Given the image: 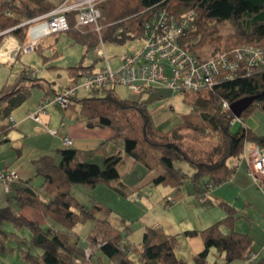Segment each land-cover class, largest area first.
Returning <instances> with one entry per match:
<instances>
[{"label": "trees", "instance_id": "trees-1", "mask_svg": "<svg viewBox=\"0 0 264 264\" xmlns=\"http://www.w3.org/2000/svg\"><path fill=\"white\" fill-rule=\"evenodd\" d=\"M97 6L99 17L86 24L76 25L75 12L67 13L69 26L64 32L85 49L139 36L145 23L160 10L178 18L189 9L193 14L186 17L180 36L198 57L245 43L264 46V0H99ZM50 7L44 0H0V46L7 34L23 42L27 27L24 22L53 6ZM227 21L233 29L223 33L221 28ZM38 43L35 49L44 60L56 53L48 56L43 52L46 46ZM87 67H93V63L66 66L69 80L76 77L79 68ZM46 83L50 85L51 81L22 68L13 81L0 86V141L8 140L6 134L15 126L9 119L12 110L29 97L33 87L43 88ZM114 89H94V93L85 96L75 94L66 109L74 111L76 118L88 126L109 127L121 139V149L108 152L101 142L92 148H56L54 154L44 153L33 159V176L14 190L16 208L0 206L1 253L16 252L27 264H86L85 249L91 244L97 264H185L175 253L179 233L165 234L160 224L154 222L144 225L140 242H124L121 232L108 228L111 207L97 201L85 206L71 188L76 184L93 188L105 182L125 195L117 165L130 156L148 171L155 170V166L162 168L150 182L172 188L181 184L185 175L181 162L186 163L192 169L189 177L199 195L233 176L234 162L241 158L246 143L264 145V134L250 127H243L238 134L232 132L234 114L230 107L223 106V102L230 106L242 97L257 95L238 117L242 122L248 112L264 110V67L253 69L241 64L234 76L216 78L211 87L177 91L189 107L187 117L197 118L166 127L164 122H155L147 101L121 97ZM95 155H100L101 164L92 161ZM33 177L40 180L38 184L31 183ZM258 183L264 186V181ZM217 203L224 211L223 217L202 228L181 232L202 239L203 247L193 254V264H204L210 248L216 252L211 264H264V245L260 251H254L252 236L234 228V221L242 215L239 210L224 200ZM28 208L39 211L48 220L41 223L40 219L29 218L22 212ZM87 220L92 221L85 236L89 245L82 243L76 228ZM5 222L12 228L5 229ZM253 253L256 256L252 258Z\"/></svg>", "mask_w": 264, "mask_h": 264}, {"label": "rangeland", "instance_id": "rangeland-1", "mask_svg": "<svg viewBox=\"0 0 264 264\" xmlns=\"http://www.w3.org/2000/svg\"><path fill=\"white\" fill-rule=\"evenodd\" d=\"M60 1L44 0V4L55 7ZM232 29V24L227 21L222 26L221 32L225 33ZM56 35L57 40L54 42V47L58 53L44 60L40 51L35 48L26 52L20 51L16 58V63L7 68L4 67L8 73L11 71L9 81H13L18 71L22 68L28 71L34 69L40 77L44 76L43 78L50 80L52 86L60 87L61 85L68 84L66 66L78 63L82 65L93 63L92 68H97L104 64V58L96 57L95 48L101 46L100 44L90 49H85L83 45L73 43L64 31L51 33L43 37L41 42L47 44V41L53 40ZM142 42L140 36H136L122 43L105 42L102 46L109 58L110 65L115 68L119 65L122 54L138 52L142 46ZM47 55L49 56L50 54ZM43 90H47V93L44 94ZM114 91L121 97H139L141 100L147 101L148 106L152 109L154 119L162 123L164 122L162 125L165 127L183 119L197 118L195 115L187 117L186 113L189 111V107L183 102L182 94L166 86H157L152 91L140 95L133 93L130 89L121 85L116 86ZM55 92L56 90L53 91L47 83L44 84V88L33 87L31 94L25 102L29 104L35 102L38 94L53 98ZM91 93H94L93 90L79 89L77 91L78 96H85ZM53 106L54 110L65 111L56 102L49 104V110ZM33 111V109L29 110V112ZM66 112L70 114L71 111L67 108ZM68 114L64 115L65 120L66 118L68 119ZM45 115L48 116L46 113H39L40 122H47ZM29 120H32L33 124L39 122L37 120L33 121V119ZM52 121H57L56 116L52 117ZM245 126L250 127L258 134H264V110L256 108L248 112L243 117L242 122L235 121L230 126V129L232 132L238 134ZM37 127L41 128L42 125ZM106 128L110 129L109 127ZM13 129L16 130L15 128ZM42 139L43 136H35L34 142L38 143ZM34 142L31 139V145L35 147L36 144ZM152 159L154 160L155 158ZM92 161L101 164L100 155H95ZM181 163L187 166L186 163ZM246 166L245 159L240 158L233 176L210 189V193L215 200L199 201L196 194L197 189L187 175L182 177L181 184L175 188L165 184H153L149 181L153 172L148 171L142 163L137 162L132 165L129 157H125L118 164L121 180L125 184V195L118 193L105 182H99L93 188L76 184L71 188V192L85 206H90L93 201L110 206L108 228L111 232H121L124 242H140L144 225L154 222L160 224L165 234L179 233L177 235L175 253L178 257L185 260V264H193V254L200 251L203 247L202 239L198 235L187 236L181 232L188 228L197 229L204 227L223 217L224 211L217 203L219 200L227 201L242 214L234 221V228L237 231L247 232L252 236L253 249L260 251L264 245V186L253 179L248 173ZM155 168L158 169V166H155ZM34 183L37 184L36 181ZM134 194L138 195L139 199L136 200V195L134 196ZM169 196L173 197L175 202L167 206L165 199ZM22 212L29 218L40 219L41 223L48 220L43 218L41 213L35 209H22ZM46 223L48 224L49 222L47 221ZM91 225V220L77 224L76 228L79 231L82 243L85 242V236L90 230ZM4 228L9 230L12 228V225L9 222H5ZM23 230L29 235L28 230ZM85 243L88 244V242ZM91 255L94 257L91 258ZM215 255V249L210 248L204 264H211L215 259ZM0 259V261L9 264H27L16 252H0ZM87 259L88 264H97L95 254L90 253Z\"/></svg>", "mask_w": 264, "mask_h": 264}, {"label": "built area", "instance_id": "built-area-1", "mask_svg": "<svg viewBox=\"0 0 264 264\" xmlns=\"http://www.w3.org/2000/svg\"><path fill=\"white\" fill-rule=\"evenodd\" d=\"M98 1L62 0L52 9L29 18L24 22L27 26L25 39L17 44L14 53L30 51L44 36L67 29L69 11L75 12L76 25L96 21L100 15ZM192 14L193 11L189 9L175 18L164 10L157 12L145 23L143 32L139 35L143 41L141 48L136 53L122 54L120 63L115 68L110 65L102 43H99L101 46L95 48L96 57L104 58V64L97 68H79L73 80L61 85L53 98L43 95L38 100L35 110L28 112L27 116L40 121L39 113H44L52 102L66 109L71 96L77 94L79 89H106L121 85L138 95L157 86H166L176 92L198 91L211 87L216 78L234 76L241 64L253 69L264 67V46L251 43L240 44L206 57H198L180 36L186 17ZM4 54L5 51L0 48V56L3 57ZM8 59L12 60L13 57ZM223 106L229 107L227 102H223ZM9 119L15 123L11 116ZM237 120L241 121L234 115L231 122ZM50 132L54 133L55 130L51 129ZM63 142L70 144L71 139L64 137ZM241 158L245 159L247 171L253 179L257 182L264 181V145L246 143ZM239 160L234 162L236 168ZM18 179L19 174L10 167L0 171V181L5 188H8L10 182ZM197 197L199 201L213 200L210 191H204ZM174 202L173 197L165 199L167 206ZM90 253L91 247L88 246L85 249L86 258ZM255 256L253 253L252 258Z\"/></svg>", "mask_w": 264, "mask_h": 264}, {"label": "crops", "instance_id": "crops-1", "mask_svg": "<svg viewBox=\"0 0 264 264\" xmlns=\"http://www.w3.org/2000/svg\"><path fill=\"white\" fill-rule=\"evenodd\" d=\"M56 40H57V35L53 38V40L47 41L48 42L47 44L42 43L41 40L39 41L38 44L41 47L46 46L43 49V52L45 54H51L53 51H56V53H58L57 49L54 47L55 46L54 42ZM19 43L20 42L10 34H7L2 41L0 48L1 50L5 51V54L3 55V57L0 56V86L4 83L11 82L9 81L11 71L8 73L4 67L7 68L9 66L14 65V63H16V58L18 57L20 51L15 54L14 49ZM11 57H13L12 60L8 59ZM29 72L30 73L32 72L34 75L39 76L38 73L34 71V69H32ZM67 78L69 82L70 77L68 75ZM49 86H51L53 91L55 90L57 91L59 89V87H55L54 85L52 86V82ZM43 91L44 94L47 93V90H43ZM39 95L40 94H38V96L36 97L35 102L29 104L24 101L23 103H21L19 106H17L15 109L12 110L11 117L15 120V126L13 128H15L16 130L11 128L6 134L8 140L0 141V171L6 167H10L19 174V179L10 182L8 188H5L3 182L0 181V206L8 204L16 208L13 199L14 190L17 186L22 185L25 182V180L33 176L35 166L32 160L36 159L41 154L44 153L54 154L56 148H63V147L92 148L97 146L101 142L106 147L108 152H113L115 149H121L122 147L121 139L115 136L114 132L111 129L108 130L106 127H100V126H88L84 121L76 118V113L71 109H70L71 111L70 114H68V112H66L67 109H65V111L63 110L57 111L53 109L54 108L53 106L52 109L49 110L47 106V109L44 112L48 114V116L45 115L47 122L44 123L39 121L37 124H33L31 122L32 120H29L32 118L28 117L27 114L31 109L35 110L34 106H36L38 100L41 98V96H43V94H41L40 96ZM67 114L69 115V117L68 119L66 118L65 120L64 115ZM53 116H56L57 118L56 122L52 121ZM155 122L157 124L162 123L161 121H156V120ZM41 125H42L41 128L37 127ZM51 129H54L55 132L51 133L50 132ZM12 131L15 132V134H13ZM35 136H43V139L38 143H35L34 142ZM64 137H69L71 139V143L70 144L64 143L63 142ZM31 139L36 144L35 147L31 145ZM125 157H129L131 159L132 165H134V163H137V161H135L132 157L130 156H125ZM181 167L182 170L185 172V175L187 176H189V174L192 172V169L189 166H184L182 164ZM117 169H118V165H117ZM161 171L162 168L158 167V169L151 170L150 172H153L152 175L153 177L156 174L160 173ZM118 172L120 175L119 180H121V173L120 171ZM152 177H150L149 181L151 180ZM35 181L38 184L40 180L37 177H33L31 183L36 185L34 183ZM135 195L136 194H134V196ZM136 196L137 198L135 199L136 200L139 199L138 195ZM236 264H242V263L239 261Z\"/></svg>", "mask_w": 264, "mask_h": 264}, {"label": "water", "instance_id": "water-1", "mask_svg": "<svg viewBox=\"0 0 264 264\" xmlns=\"http://www.w3.org/2000/svg\"><path fill=\"white\" fill-rule=\"evenodd\" d=\"M257 95L245 96L240 98L239 100L233 102L229 107L231 112L235 116H239L240 112L247 107V105L256 97Z\"/></svg>", "mask_w": 264, "mask_h": 264}]
</instances>
